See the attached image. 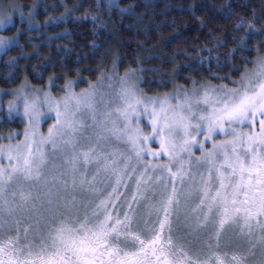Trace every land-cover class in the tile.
I'll use <instances>...</instances> for the list:
<instances>
[{
	"label": "snow or ice",
	"instance_id": "snow-or-ice-1",
	"mask_svg": "<svg viewBox=\"0 0 264 264\" xmlns=\"http://www.w3.org/2000/svg\"><path fill=\"white\" fill-rule=\"evenodd\" d=\"M251 63L231 81L235 87L193 81L163 96L138 89L132 69L115 101L100 93L102 113L103 80L81 95L69 85L60 100L45 93L57 120L48 135L26 129L23 141L0 146L9 161L0 166V264H264V55ZM38 101L25 100V115ZM82 109L90 125L77 119ZM141 113L150 135L138 123ZM217 134L226 138L217 142ZM150 138L158 152L144 146ZM113 139L131 154L106 150ZM196 144L202 155L194 158ZM46 146L53 157L62 154L60 163ZM148 154H166L167 162H145ZM90 164L91 179L81 171ZM229 233L246 239L248 251L221 255L218 249L234 244Z\"/></svg>",
	"mask_w": 264,
	"mask_h": 264
},
{
	"label": "trees",
	"instance_id": "trees-1",
	"mask_svg": "<svg viewBox=\"0 0 264 264\" xmlns=\"http://www.w3.org/2000/svg\"><path fill=\"white\" fill-rule=\"evenodd\" d=\"M111 2L0 0V35L13 38L0 55V87L59 93L136 69L140 89L154 96L193 81L232 86L264 55V0ZM23 120L0 108V138L19 135Z\"/></svg>",
	"mask_w": 264,
	"mask_h": 264
},
{
	"label": "rangeland",
	"instance_id": "rangeland-1",
	"mask_svg": "<svg viewBox=\"0 0 264 264\" xmlns=\"http://www.w3.org/2000/svg\"><path fill=\"white\" fill-rule=\"evenodd\" d=\"M112 1L111 3H116L118 0H110ZM1 21L0 25L2 24ZM7 23V22H6ZM4 23L3 26L6 24ZM13 38L11 36H7V35H0V41H3V44H0V55L2 53V51L4 50L5 46L10 44L12 42ZM130 70L125 71L121 77L125 76L126 72H129ZM120 77V78H121ZM111 77H105L103 79H100L99 81L93 82V83H89V85L80 88V89H75V83L74 82H70L66 85H64V87L62 86V90H59V93H54L51 88L49 87H41L35 84H21L20 86H18L15 90L14 89H10L9 93L6 92L4 89H2L0 87V108H5L9 111H12L15 114H20L21 117L24 119L23 120V127L22 129L19 131V135L18 133L15 134H9V137L11 136L12 138L9 139L7 138H0V146H8V145H15L21 141H23L25 139L23 133L25 132V130H29L32 131V129H35L38 134H42L43 136H47L48 135V130L50 127H52L53 125H55L57 123L56 120V115H55V108H50L48 106L47 101H45L44 96L45 93H50V95L52 97H54L56 100H60L62 97H64L66 94H68L69 92V88L68 86L70 85V91L72 93H75L77 95H81L83 94L86 90H91V87L93 85H99L101 80H103V87H98L97 88V104L96 107L99 110V112H103L104 111V105L99 103L100 101V93H104V100L105 101H115L116 100V96L117 93L120 91V79L117 78V80L114 79H110ZM135 79L137 80L138 77L136 75ZM109 85L111 87H109ZM229 87H235L234 85H228ZM137 87L138 89H140V86L138 84V80H137ZM7 94V95H6ZM110 94V95H109ZM165 94H171V93H164V94H158V95H154V96H163ZM149 96V95H147ZM37 98H39L38 104H37V110L36 112L31 116H27L25 115V110H24V103L25 100H27L29 103H32L33 101H35ZM12 104V107H9V104ZM173 103H175V101H173ZM120 106L117 103H111L109 104V107L115 108ZM62 110V109H61ZM31 119V124L29 123V120ZM77 119H82L85 121L86 124L90 125L91 124V118H90V113L87 109H82L80 113L77 114ZM97 119H102L101 116L98 115ZM113 119H115V115L113 116ZM137 121H133V123L135 124ZM118 125L120 127H123V124L120 121H117ZM140 127L143 129V132L145 135H150L151 134V127H150V121L149 118L147 117V115L145 113H141L140 119L138 121ZM109 127H111V124H109ZM257 129H258V125H257ZM244 131H249L248 127L245 126L243 128ZM88 135H91V132L89 131L87 133ZM17 135V136H16ZM226 137L223 134H217L213 136V139L217 142H219L220 140L225 139ZM198 141H201L204 143V147L205 149H210L212 147L211 141H204L203 140V136H198L197 137ZM144 146L146 148L151 149L152 151H159L160 149V145L157 139L155 138H150L148 141L143 142ZM49 150V156L50 159H55L57 163L61 162L62 159V154H60L59 152L56 154V156H52L51 154V150H50V146H46ZM85 150H87L88 145H84L83 146ZM114 148H118L120 151L125 152L126 154H131L130 152V148L127 147L123 142H116L114 139L110 140L108 145L106 146V150L110 151ZM192 154L193 157H200L202 155V151L199 147V144H196L193 146L192 148ZM145 162H152V163H158V162H167V155H161L160 157H153L150 154L145 155L143 157ZM193 163H195V160L193 159ZM9 164L8 159L6 158V156H0V166H4L7 167ZM139 170L142 171V167H139ZM81 171H86L87 176L89 179H91V176L93 174V172L95 171V168L93 165H88L86 168L84 166H81ZM173 171H175V166L173 167ZM201 171H203V168H201ZM152 175H160L159 171H157L156 173H150ZM130 183V187L128 189V193L127 195L131 196V193L134 191V182H129ZM121 191L123 192L124 189H121ZM79 198V197H78ZM195 203V201H193V204ZM183 234V233H181ZM259 233L256 234V236L258 237ZM229 236L232 238V240L234 241V244L232 247H228V248H224L222 247L221 249H218L217 251L220 252L221 255H223L225 252H227L229 255L233 254L234 252H240V253H245L248 251L249 249V245L246 241V239H240L239 237H237L234 233H229ZM255 239V238H254ZM253 251L256 253V259H259L260 254H261V246L259 245V243L256 244V247L253 249ZM250 260L252 259L251 257L249 258Z\"/></svg>",
	"mask_w": 264,
	"mask_h": 264
}]
</instances>
